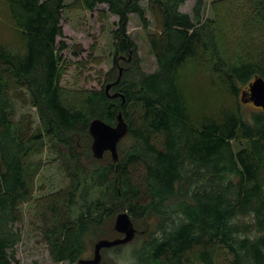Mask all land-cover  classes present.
<instances>
[{"label": "trees", "instance_id": "16d2710c", "mask_svg": "<svg viewBox=\"0 0 264 264\" xmlns=\"http://www.w3.org/2000/svg\"><path fill=\"white\" fill-rule=\"evenodd\" d=\"M66 1L3 0L18 47L0 40V264L17 261L21 207L34 199L38 168L32 159L45 138L71 160L70 188L38 203L55 264H80L97 231L98 241L119 234L122 212L134 225H153L103 255L133 244L130 264H264V109L248 114L240 103L249 84L264 78V0H248L245 23L246 35L253 31L261 39L232 51L221 24L204 17L205 0H196L193 16L181 11L187 0H77L90 11L107 5L120 20L107 83L74 96L61 87L69 47L62 24ZM148 11L159 29L149 34L158 65L151 73L142 69L128 34L131 14L150 26ZM123 56L131 59L122 64ZM120 68L110 94H122L124 104L106 92ZM192 68L207 82L198 94L183 76ZM22 88L40 116L37 133L16 120L13 98ZM224 94L237 103H224ZM120 112L129 130L119 160L105 159L110 152L97 159L92 145L83 155L75 139L83 133L93 143L91 122L116 126Z\"/></svg>", "mask_w": 264, "mask_h": 264}, {"label": "rangeland", "instance_id": "374dc122", "mask_svg": "<svg viewBox=\"0 0 264 264\" xmlns=\"http://www.w3.org/2000/svg\"><path fill=\"white\" fill-rule=\"evenodd\" d=\"M195 4L196 0H187L181 6V11L193 16ZM204 9L205 18L215 19L221 24L223 42L228 50H238L242 47V44L250 42L249 40L257 43V40L261 39V35H253V31L246 35V30L248 31V27L245 26L246 15L249 16L248 0H205ZM147 17L150 19L151 24L148 28H145L138 15L131 14L128 34L137 46V55L141 61L142 69L147 73H151L157 70L158 65L155 56L151 52L149 34L159 29L156 18L150 11L147 12ZM119 20L120 18L117 15L108 12L107 5H100L95 10L90 11L80 7L77 0L66 1L62 24L65 40L69 47L63 53L66 73L61 80V87L68 94L74 96L85 90H100L107 83V74L111 72L115 65L114 32L119 28ZM12 28L13 25L8 16L7 6L3 0H0V40L7 41L8 44L14 47L16 45L12 41L16 39V36ZM122 58L121 63L126 62L124 60L126 58L131 59L127 56ZM183 76L189 77V83H192V90L196 94L199 93L200 86H205L207 83L203 82L193 68L185 72ZM19 91L20 93L17 91V97L14 96L13 98L17 122L31 133L42 131V122L29 91L24 88ZM221 99L228 105L237 103L225 94L221 95ZM240 103L248 114L259 109L252 103H243L242 99ZM45 139L44 147L32 159L38 168L36 190L33 201L21 207L23 222L18 225V229L22 234V240L16 246L17 261L15 264H55L50 257L47 244L43 241L40 230L42 221L38 213V203L48 196L70 188L71 179L66 164L71 160L67 157L66 149H64V154L60 155L54 143L48 138ZM89 141L88 135L83 133L82 138L75 139L80 152L86 156H88L89 147L91 148L92 145V141ZM122 143L126 145L130 142L129 140H123ZM105 156V159H111V154L107 153ZM94 195L96 196L97 193ZM79 206L76 211L80 210ZM114 224L115 220L111 225ZM152 225L153 220H149L138 222L134 226L138 234L139 232L144 233V230H148ZM108 233L111 235L110 232ZM119 234H112L107 237L115 239L121 237ZM99 235L98 231L96 236L92 235L85 259L93 257L94 245L98 241ZM132 248L133 244H129L121 252L111 250L103 255V262L106 261L107 264H114V262L117 264H130L129 253Z\"/></svg>", "mask_w": 264, "mask_h": 264}, {"label": "water", "instance_id": "95a60500", "mask_svg": "<svg viewBox=\"0 0 264 264\" xmlns=\"http://www.w3.org/2000/svg\"><path fill=\"white\" fill-rule=\"evenodd\" d=\"M123 74V68H120V75L116 82L108 84L107 94L112 98L122 97L123 104L125 97L120 93L110 94L113 86L119 83ZM244 103H252L258 108L264 109V78L256 77L249 86L248 91L243 93ZM129 130L128 123L123 117V113L118 115V123L113 126L102 119H94L90 124V133L93 137L92 151L97 159H102L106 152H110L114 161L119 160L118 146ZM115 230L123 237L116 239H101L95 245L94 257L90 259H81L80 264H100L103 260L102 251L107 248L126 245L132 242L137 234V229L127 212H122L117 216Z\"/></svg>", "mask_w": 264, "mask_h": 264}]
</instances>
